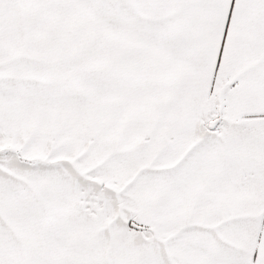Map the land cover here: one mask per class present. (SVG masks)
Wrapping results in <instances>:
<instances>
[{
	"label": "snow or ice",
	"instance_id": "1",
	"mask_svg": "<svg viewBox=\"0 0 264 264\" xmlns=\"http://www.w3.org/2000/svg\"><path fill=\"white\" fill-rule=\"evenodd\" d=\"M0 264H264V0H0Z\"/></svg>",
	"mask_w": 264,
	"mask_h": 264
}]
</instances>
